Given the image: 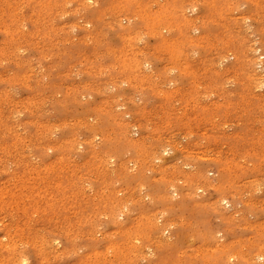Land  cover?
Returning a JSON list of instances; mask_svg holds the SVG:
<instances>
[{"label":"rangeland","instance_id":"1","mask_svg":"<svg viewBox=\"0 0 264 264\" xmlns=\"http://www.w3.org/2000/svg\"><path fill=\"white\" fill-rule=\"evenodd\" d=\"M0 264H264V0H0Z\"/></svg>","mask_w":264,"mask_h":264},{"label":"bare ground","instance_id":"2","mask_svg":"<svg viewBox=\"0 0 264 264\" xmlns=\"http://www.w3.org/2000/svg\"><path fill=\"white\" fill-rule=\"evenodd\" d=\"M132 19V18H131ZM240 41V40H239ZM242 43V42H241ZM257 46V45H256ZM226 51V50H225ZM221 52V51H220ZM214 58V57H213ZM209 65V64H208ZM246 70V69H245ZM260 71V70H259ZM263 101V100H262ZM260 116V115H259Z\"/></svg>","mask_w":264,"mask_h":264}]
</instances>
